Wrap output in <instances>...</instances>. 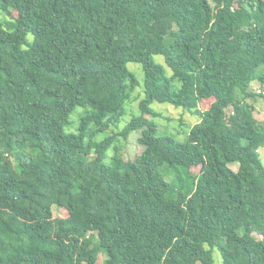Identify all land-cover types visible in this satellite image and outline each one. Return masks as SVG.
Returning <instances> with one entry per match:
<instances>
[{"label":"trees","instance_id":"1","mask_svg":"<svg viewBox=\"0 0 264 264\" xmlns=\"http://www.w3.org/2000/svg\"><path fill=\"white\" fill-rule=\"evenodd\" d=\"M261 67L264 0H0V264H264Z\"/></svg>","mask_w":264,"mask_h":264},{"label":"rangeland","instance_id":"2","mask_svg":"<svg viewBox=\"0 0 264 264\" xmlns=\"http://www.w3.org/2000/svg\"><path fill=\"white\" fill-rule=\"evenodd\" d=\"M15 15V12L11 10L10 14L6 15V18H10ZM3 16V15H2ZM5 16V15H4ZM153 61L155 63L161 64L164 67L165 73L167 76H171V71L166 65L164 64V60L162 56H153ZM127 68L134 74L135 78L137 79L139 85L132 93V96L135 97L134 100L127 105V113L124 115L123 119L121 120V124L124 125L128 121H130L134 116L139 115L138 111V99H142L144 97L143 93V72L141 70V66L136 63H128ZM264 67H261L258 72H262ZM251 90L254 93H262L264 96V84L255 81L251 84ZM139 99V100H140ZM254 105V116L260 122L264 123V99L257 98L254 102L250 101ZM150 108L153 112H155L156 116H149L148 119L152 121L154 124L157 125V130L159 134H164L170 137H173L177 141L183 142L186 137V133L189 129L198 121L196 116H193L187 112H184L181 108H175L169 104H160L157 102H153L150 105ZM199 108L203 110L205 105H199ZM81 108H77L76 111L71 115V120L73 122V126L71 128H66V132H76V127L78 123V116L77 114L81 111ZM228 112V111H227ZM122 127V126H120ZM118 131L114 128H110L105 132L98 133L95 135V141H101L102 139L112 135V133ZM137 133L133 132L129 135L128 140L123 142L120 140V152L123 155L124 159H133L140 151V147L137 145L136 142ZM118 144V143H117ZM260 159L264 166V147L259 149ZM231 168L233 170L237 169V164H232ZM199 167H193L191 169L192 173H197ZM168 180V179H167ZM53 217H64L66 216L65 211L60 207H53L52 208ZM215 259L216 263L220 264V257L219 252L215 251ZM104 256L102 254L98 255L97 264H103Z\"/></svg>","mask_w":264,"mask_h":264}]
</instances>
